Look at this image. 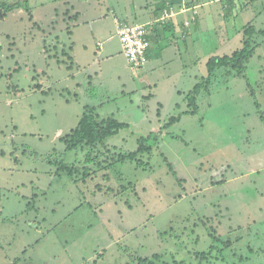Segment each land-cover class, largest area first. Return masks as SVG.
Returning a JSON list of instances; mask_svg holds the SVG:
<instances>
[{"label":"rangeland","instance_id":"374dc122","mask_svg":"<svg viewBox=\"0 0 264 264\" xmlns=\"http://www.w3.org/2000/svg\"><path fill=\"white\" fill-rule=\"evenodd\" d=\"M99 1L0 0V264H264V0H224L199 24V63L171 80L130 69L118 22L173 10L154 25L165 46L175 6L123 18ZM247 40L245 76L218 68L191 113L209 58ZM87 106L127 126L67 150ZM149 136L148 151L120 160Z\"/></svg>","mask_w":264,"mask_h":264},{"label":"crops","instance_id":"0c3cea01","mask_svg":"<svg viewBox=\"0 0 264 264\" xmlns=\"http://www.w3.org/2000/svg\"><path fill=\"white\" fill-rule=\"evenodd\" d=\"M86 1L88 2V0ZM93 1H95L97 4H101V1L99 0ZM166 1L172 3L177 11V14L173 17L175 23L174 28L176 30L177 37L174 38L168 45L164 46V44L160 43L162 50L159 53V50H155L153 48L156 42L153 39L154 35H151L153 45L149 50V61L144 67H142V69L140 68L143 77H148L149 73H153L158 69L166 73L168 80H171L177 75L184 77L185 73L189 74L190 76L191 70L194 67L193 64L197 66L200 61L199 58L195 57L200 46V44L196 42V36L201 33L199 24H201L203 20L208 19V17L212 18L213 15L215 17L220 15L222 12L220 7L227 0H114V3L109 5V8L114 13L119 12L121 16H124L123 18H130L135 14L136 17H140L141 19L151 16L152 14L157 15L158 11L160 10L162 12V6ZM228 1L230 3L229 8L233 10L235 6L237 10L240 7L239 5L242 6L243 3H240L241 0ZM249 12H251V10H245V13ZM253 13L256 12L254 11ZM80 15L81 13L79 11H75L73 12V15L70 17V19L74 21L76 20V22H78ZM107 15L108 14H105L104 12L101 17L106 19ZM115 22L117 25V17H115ZM186 22H189L190 25H186ZM87 23L89 24L91 21H87ZM191 25H193V27H191ZM225 31H227V28ZM179 34H181L182 37H180ZM170 48L173 49V54L171 57H168L166 53ZM184 59L189 62L187 64H183ZM180 69H183V73L181 74ZM174 87L177 93H184V91L178 89L176 85Z\"/></svg>","mask_w":264,"mask_h":264},{"label":"trees","instance_id":"16d2710c","mask_svg":"<svg viewBox=\"0 0 264 264\" xmlns=\"http://www.w3.org/2000/svg\"><path fill=\"white\" fill-rule=\"evenodd\" d=\"M21 5L19 2L5 5V13L12 12L16 10ZM249 33V32H248ZM153 39L156 42V45L159 47V53L162 50V46L160 45L162 39H160L158 32L153 29L152 33ZM264 34V32H263ZM251 35L250 33L248 34ZM160 45V46H159ZM254 53V49L251 47V42L247 40L245 42V47L240 52L234 53L233 56L225 55L223 57L219 56H212L209 58L207 62L208 67V75L203 78L200 82L196 83L194 88L186 94L188 100L190 101V105H194V110L191 113H195L196 106V96L202 90H209V86L212 84L213 80L216 78V70L221 67H232L234 69H238L240 76H245L241 73L242 69H244L245 63L251 58ZM181 118L179 116H173L170 119V122L167 124H172L176 120ZM127 125L124 122H120L115 118H107L99 120L97 115L95 114V107L94 106H87L85 112L83 113L78 125L75 129L72 130L71 133L66 134L62 139L67 144V150L69 149H76L83 146H94L99 143H103L107 138L110 136L116 135L119 131L125 128ZM151 138L150 136L147 138H140L139 139V147L135 152L129 153L127 155H120V160H125L127 158L134 159L136 155L141 152H146L150 149V146L147 144L148 139ZM91 158H88L90 160ZM68 169V166H65ZM70 173H72L71 169H68ZM204 256H208V253L202 252L200 253Z\"/></svg>","mask_w":264,"mask_h":264},{"label":"built area","instance_id":"2783aa9c","mask_svg":"<svg viewBox=\"0 0 264 264\" xmlns=\"http://www.w3.org/2000/svg\"><path fill=\"white\" fill-rule=\"evenodd\" d=\"M166 15L157 21L147 23H131L128 21L118 22V36L122 44V52L125 55L129 65L133 69L144 67L149 61V50L153 45L152 32L154 25L164 17L174 14V11H166Z\"/></svg>","mask_w":264,"mask_h":264}]
</instances>
